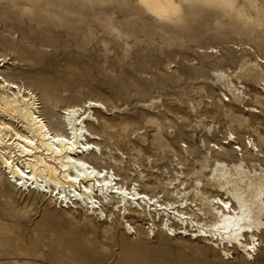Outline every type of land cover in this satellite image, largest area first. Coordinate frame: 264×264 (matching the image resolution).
Returning a JSON list of instances; mask_svg holds the SVG:
<instances>
[{"label": "rangeland", "instance_id": "1", "mask_svg": "<svg viewBox=\"0 0 264 264\" xmlns=\"http://www.w3.org/2000/svg\"><path fill=\"white\" fill-rule=\"evenodd\" d=\"M256 1L264 9V0ZM255 55L264 59V18L244 22L207 0L184 4L172 19L138 0H0V70L34 92L52 128L61 108L88 99L108 111L122 108L96 112L94 131L116 157L125 155L129 169L139 164L150 183L180 166L191 172L213 143L236 145L222 143L228 131L239 145L247 136L256 139V128L264 136V108L253 102L260 113L244 112L222 101L210 83L211 71L233 69L243 56ZM201 88L213 136L189 130L195 117L177 102ZM150 97L161 99L160 111L141 107ZM233 152L217 157H240ZM243 157L252 158L244 151ZM149 163L162 173H151ZM0 172V264H264V237L252 258L238 246L222 255L202 238L173 236L159 226L151 233L150 222L135 215L111 222L85 212L83 203L60 207L55 197L15 187ZM126 220L135 232L126 231Z\"/></svg>", "mask_w": 264, "mask_h": 264}, {"label": "bare ground", "instance_id": "2", "mask_svg": "<svg viewBox=\"0 0 264 264\" xmlns=\"http://www.w3.org/2000/svg\"><path fill=\"white\" fill-rule=\"evenodd\" d=\"M138 1L151 13L172 19L181 14L184 4L194 0ZM207 1L228 8L244 22L264 18V9L256 0L241 5L236 0ZM4 60L0 57L1 66ZM210 76L211 90L219 91L222 101L249 114L260 113L253 102L264 108V59L259 55L243 56L233 69H215ZM204 97L201 88L177 102L195 117L189 130L200 128L213 136L215 124L206 123L203 115L208 108L204 109ZM141 107L158 112L163 103L159 97H150ZM120 110L115 107L108 111L101 101L88 99L61 108L58 126L52 128L41 116L34 92L0 70V168L10 182L15 180V187L49 194L60 207H67L69 202L79 206L83 203L85 212L111 222L135 215L150 222L151 233L159 226L173 236L202 238L222 248V255L226 247L238 246L240 252L252 258L264 237V136L259 130L255 129L256 139L247 136L241 145L228 131L222 143L236 145L226 148L213 143L195 161L196 168L191 172L185 173L180 166L172 174L166 171L165 177L153 175L154 182L150 183L139 164L132 162L133 170L129 169L125 155L118 152L121 156L116 157L117 153L103 146L100 134L94 131L93 123H99L96 112ZM135 136L148 142L142 132ZM202 148L206 149L204 139ZM234 149L240 157H217L233 156ZM243 151L250 153L251 160L244 159ZM148 170L162 173L150 163ZM125 225L128 233L135 232L127 220Z\"/></svg>", "mask_w": 264, "mask_h": 264}]
</instances>
